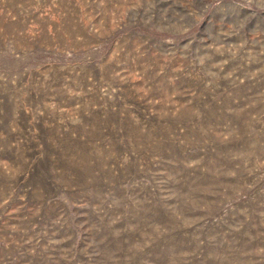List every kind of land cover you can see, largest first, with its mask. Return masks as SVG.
Segmentation results:
<instances>
[{"label":"rangeland","instance_id":"rangeland-1","mask_svg":"<svg viewBox=\"0 0 264 264\" xmlns=\"http://www.w3.org/2000/svg\"><path fill=\"white\" fill-rule=\"evenodd\" d=\"M0 264H264V0H0Z\"/></svg>","mask_w":264,"mask_h":264}]
</instances>
